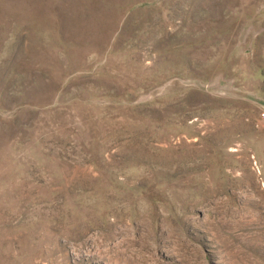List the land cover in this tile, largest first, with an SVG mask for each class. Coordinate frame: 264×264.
Here are the masks:
<instances>
[{"label":"rangeland","instance_id":"rangeland-1","mask_svg":"<svg viewBox=\"0 0 264 264\" xmlns=\"http://www.w3.org/2000/svg\"><path fill=\"white\" fill-rule=\"evenodd\" d=\"M0 264H264V0H0Z\"/></svg>","mask_w":264,"mask_h":264}]
</instances>
